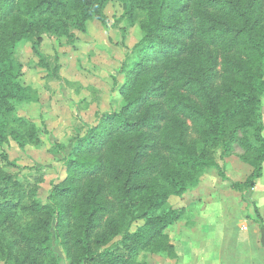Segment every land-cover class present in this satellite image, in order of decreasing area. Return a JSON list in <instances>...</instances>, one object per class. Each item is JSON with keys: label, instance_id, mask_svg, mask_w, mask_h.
Returning <instances> with one entry per match:
<instances>
[{"label": "trees", "instance_id": "16d2710c", "mask_svg": "<svg viewBox=\"0 0 264 264\" xmlns=\"http://www.w3.org/2000/svg\"><path fill=\"white\" fill-rule=\"evenodd\" d=\"M109 1L0 0V145L38 138L13 114L28 98L18 43L31 39L40 57L43 33L83 32L87 20L104 21ZM118 1L132 23L141 17L142 32L121 67L124 104L76 138L46 202L0 153V264H57L54 238L66 264H147L140 251L174 258L165 230L183 209L168 199L216 166L218 149L236 142L252 162L232 188L251 189L262 175L264 0Z\"/></svg>", "mask_w": 264, "mask_h": 264}, {"label": "rangeland", "instance_id": "374dc122", "mask_svg": "<svg viewBox=\"0 0 264 264\" xmlns=\"http://www.w3.org/2000/svg\"><path fill=\"white\" fill-rule=\"evenodd\" d=\"M104 13V21L91 18L85 31L73 28L70 37L43 33L40 57L29 38L22 39L15 50L28 98L15 104L13 114L32 123L38 138L23 147L8 139L0 145V153L7 156L2 161L7 170L34 188L41 202L47 201L53 183L65 176L76 138L101 115L119 111L124 104L119 93L124 82L121 67L142 37L141 17L132 23L118 0L109 1ZM260 99L264 124V92ZM215 161L217 165L207 168L182 195L168 199L167 206L183 209L165 230L176 257L140 251L138 260L147 264H264V162L253 188L234 189L231 183L244 182L253 166L243 148L235 142L222 156L218 149ZM53 249L57 264H66L57 238Z\"/></svg>", "mask_w": 264, "mask_h": 264}]
</instances>
